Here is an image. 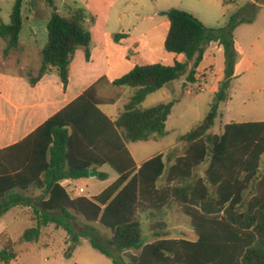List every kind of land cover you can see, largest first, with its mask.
<instances>
[{"label": "trees", "instance_id": "trees-1", "mask_svg": "<svg viewBox=\"0 0 264 264\" xmlns=\"http://www.w3.org/2000/svg\"><path fill=\"white\" fill-rule=\"evenodd\" d=\"M48 23V42L42 49L38 72L28 70L32 85L49 73H56L65 87L70 80L75 53L84 49L90 56L92 33L89 14L77 2L67 15L58 12L53 0ZM24 0H16L9 23H0V39L7 42L4 56L20 49ZM240 9L227 26L209 27L194 14L180 8L165 12L170 29L165 42L168 52L185 54L188 62L175 65H137L111 82L135 91L116 119L100 105L112 103L99 95L98 87L110 83L103 77L50 117L22 141L0 150V217L24 204L23 192L42 189L46 197L36 208L37 224L25 230L22 239L39 240L43 227L55 224L68 234V256L82 238L114 264L132 250L141 251L128 264H264V121L230 122L221 134L212 129L228 100V81L216 93L211 110L180 140L185 152L167 166L163 154L140 166L128 144L149 141L167 134L166 123L175 101L149 108L142 104L148 95L175 80L196 82L197 69L206 47L220 41L227 47L230 70L235 62L236 27L252 22ZM111 166L119 178L99 195L73 197L64 180L90 177L107 180L98 169ZM206 166L203 174L199 169ZM163 180V184H159ZM253 189V192H251ZM250 193V194H249ZM249 194V197L247 198ZM177 205L190 218L196 239L164 235V220L151 224V238L143 234L142 214L156 217L165 208ZM100 227L111 232L103 240ZM16 258L9 238L0 251V260Z\"/></svg>", "mask_w": 264, "mask_h": 264}, {"label": "crops", "instance_id": "crops-1", "mask_svg": "<svg viewBox=\"0 0 264 264\" xmlns=\"http://www.w3.org/2000/svg\"><path fill=\"white\" fill-rule=\"evenodd\" d=\"M15 1L12 4V10ZM53 1L58 12L65 15L69 13V6L75 2H77L79 6H84L87 9L89 18L86 25L91 31L93 39L90 56H87V53L84 49H79L75 53L71 63L70 80L67 87L64 86L60 77L56 73L46 74L38 83L32 85L25 73L19 71V65L21 66V69L28 67L29 70H34L35 72L36 70L34 67L37 64H41L42 49L48 42V23L52 15L53 8L49 5L47 0H24L22 7L23 26L19 36L20 49L16 50V52L20 53L19 60L17 61V64L13 66L9 63H12V54L15 51L11 52L8 57L1 56L0 54V150L22 141L50 117L55 115L58 111L81 95L101 78L105 77L108 82H113L114 80L130 72L137 65L153 64L154 62L139 63L138 61L133 63V59L146 48L145 44L148 42H156L154 35L155 29H162L161 40L164 49L166 50L165 42L170 29V21L168 16L164 15L163 12L171 9L172 7H165V4L159 5V2H167L169 0ZM3 2V0H0V23H9L11 20L12 11L8 14V17L5 18L3 16L2 9ZM257 6L263 11L264 4H261L259 1H257ZM259 19H262L261 13L255 17L252 22H244L238 25L234 30L235 43L242 50V60L239 62L238 69L235 73L237 75H246L247 73L252 72L258 66H264V34L260 33L257 35V33L254 32ZM250 33L253 35H250ZM248 35V40H250L251 44L247 49H242V42ZM113 41L117 42V44L119 43L120 45L131 43L132 46L130 47V51L129 46L125 47V49L121 51ZM259 42L260 48L258 46ZM255 48H259L258 51L255 50ZM244 61H249L250 63V67H248L245 71L241 70V66L243 65ZM211 72H214L213 68L211 69ZM185 78L186 77H184V79ZM205 78L207 79L206 81H209L207 76ZM210 86L214 88L212 85ZM106 88L107 87H105V83L100 85L98 87L99 95L109 101L115 102L116 97L119 96L121 92H117L116 97H105L107 96V90H105ZM104 112L110 118L116 119L122 111L114 116L109 115L106 111ZM170 117L171 115L169 116V119L166 123L167 134L169 132L170 124L173 129H175V126L177 125V122H172ZM193 127L194 125L192 128ZM181 136L178 138V140L181 138ZM164 137H154L149 141L143 142H154L157 144L160 143ZM177 145L178 143L169 148L167 151H159L156 149L154 153L149 155L150 157L141 163L136 161L135 155L131 151L129 144L128 148L138 166L158 154L164 155L166 164L169 166L178 156L174 151L171 150ZM102 169L99 168L98 170ZM111 178L112 177L109 174L107 181L112 180ZM118 178L119 175L116 178H113V181L110 183V185ZM75 181L77 180H64L62 185L66 187L69 192L70 190L76 192V189H71V186L75 183ZM159 184H162L161 181ZM22 194L25 198L31 199L27 200L22 205L13 207L17 208V211L21 209L35 210L36 208H40L41 200L46 197L42 189L36 188H32L27 192H23ZM13 208H11L8 212H10ZM21 219V216L16 215L13 220L18 223V221ZM9 224L11 223H6L4 221L0 222V236L8 233L9 238L13 241V238L9 233ZM49 225L53 229L52 231L61 232L63 230L62 228H56L55 224L51 223L47 226ZM47 226L43 227L39 240L43 239L45 236ZM24 232L25 230L23 231V234ZM65 233V243L67 245L68 234L66 231ZM23 234L21 236H23ZM151 234V232H148L144 234V236L147 240H149L151 238ZM51 238L53 237L50 235V239ZM39 240H37V242ZM80 244L76 247L71 256L66 255L67 252H65V256L69 257V259H73V264H87L86 259H83V257L79 255ZM42 245L49 246L51 243L50 241H47L43 242ZM15 252L16 258L9 262H3L0 260V264H20L23 261L22 254L18 252L17 249H15ZM27 253H32V251H27ZM140 253L141 251H139V254ZM134 255L137 256L138 254ZM109 259L111 262L95 256V262L97 264H114L113 260L111 258Z\"/></svg>", "mask_w": 264, "mask_h": 264}, {"label": "rangeland", "instance_id": "rangeland-1", "mask_svg": "<svg viewBox=\"0 0 264 264\" xmlns=\"http://www.w3.org/2000/svg\"><path fill=\"white\" fill-rule=\"evenodd\" d=\"M3 1V16L7 18L8 14L12 11V4L15 0ZM257 1L264 4V0H169L167 2L160 1L159 5L165 4V7H175L188 11L198 17L207 26L215 28L227 26L230 18L242 8L247 9V12L244 14L246 17L254 13L256 14L255 17H257L261 13L262 19L257 21V25L254 29V32L258 35L260 33L264 34V9L262 11L261 8L257 6ZM154 35L156 42H148L145 44L146 48L133 59V63L135 61L139 63L154 62L172 66L177 62H188V58L185 54H174L164 49L161 40L162 29H155ZM250 35L253 34L250 33ZM248 38L249 35L243 40L242 45L244 48L242 47V49H247L251 44ZM260 42L258 44L259 48ZM114 43H116L121 51L127 46H129L130 51V47L132 46L131 43H125L123 45L117 44V42ZM6 47L7 42L0 39L1 56H4ZM259 48H255V50L258 51ZM234 52L235 62L231 77H228L230 65L228 63L227 47L220 41H213L205 49L204 60L199 66L196 82H187L183 77L182 79L168 83L164 88L148 95L142 104L143 108L152 107L160 103L176 102L170 120L172 122H177V125L175 129L172 128L171 124L169 125V132L160 143H146L143 141L129 143L130 149L135 155L138 163L150 157L149 155L154 153L156 149L159 151H167L177 143L178 145L171 150L177 155H182L185 152L186 144L181 142L180 139L178 140V138L207 116L211 110L216 93L226 81H228L229 97L224 103L221 114L216 119V124L212 131L220 134L224 130V125L232 121L249 122L264 120V66H258L246 75H237L235 73L238 69L239 62L242 60V50L236 43L234 45ZM19 57L20 53L15 50L12 54V63L9 64L15 66ZM40 65L41 64H37L34 67L36 70L35 73L38 72ZM248 67H250L249 61H244L241 70L245 71ZM212 68L214 72H211ZM28 70V67L21 69L19 65L20 72L25 73ZM206 76L209 78V81H206ZM105 87H107L105 89L107 90V96L105 97H116L117 92H121V94L116 97L115 102L100 105L109 115L114 116L124 110L125 105L130 101L135 89L130 87H117L111 84V82L105 83ZM261 164L263 167L264 156ZM205 168L206 166L203 165L199 169V174H203ZM100 169H102L99 170L101 172L109 173L112 180H101L93 176L77 180L71 186V189H76V192L70 190L71 195L73 197H93L99 195L110 185L113 178L118 176V173L109 165L101 167ZM161 183L163 184V180ZM81 187H83L84 192L79 191ZM251 192H253V189H251ZM17 210V208H13L0 218V222L4 221L6 223H11L9 224V233L15 243V249L22 254L23 261L20 264H73V259H69V257L65 256V252H67L69 248V243L67 245L65 243V231H52L53 229L49 225L46 228L43 239H40L38 242L24 241L21 235L24 230L36 225V214L33 209ZM16 215L22 217L18 223L13 220ZM161 219L164 220V225L166 226L164 230L165 236L184 237L191 240L196 239V234L191 225L190 218L187 217L177 205H171L165 208V210L156 217H152L148 213H143V234L150 232L151 224ZM100 234L103 240L111 236V232L102 227H100ZM50 235L53 238L50 239ZM7 239H9L8 233L0 236V251L3 249ZM82 239L79 255H81L83 259H86L87 264H97L95 262V256L111 262L108 257L93 248L87 238ZM47 241H50L51 245L43 246L42 243ZM27 251H32V253L28 254ZM134 254L139 255V250L132 249L126 252L123 257H120V254H118V260L121 264H128L132 257L135 256Z\"/></svg>", "mask_w": 264, "mask_h": 264}, {"label": "water", "instance_id": "water-1", "mask_svg": "<svg viewBox=\"0 0 264 264\" xmlns=\"http://www.w3.org/2000/svg\"><path fill=\"white\" fill-rule=\"evenodd\" d=\"M98 172H96V171H91L90 172V176H93V177H98Z\"/></svg>", "mask_w": 264, "mask_h": 264}, {"label": "built area", "instance_id": "built-area-1", "mask_svg": "<svg viewBox=\"0 0 264 264\" xmlns=\"http://www.w3.org/2000/svg\"><path fill=\"white\" fill-rule=\"evenodd\" d=\"M79 191H80V192H84V189H83V188H80Z\"/></svg>", "mask_w": 264, "mask_h": 264}]
</instances>
